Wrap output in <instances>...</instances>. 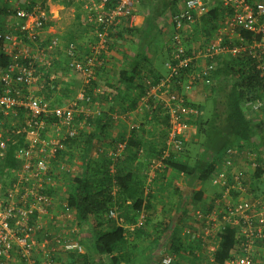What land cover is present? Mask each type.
Wrapping results in <instances>:
<instances>
[{
  "label": "built area",
  "instance_id": "2783aa9c",
  "mask_svg": "<svg viewBox=\"0 0 264 264\" xmlns=\"http://www.w3.org/2000/svg\"><path fill=\"white\" fill-rule=\"evenodd\" d=\"M69 7L74 21L92 31L93 40L81 54L74 41L64 42L49 34L53 24L51 3ZM139 0H2L7 12L0 17V168L5 154L14 152L15 169L0 175V264H54L62 251L82 253L81 227L74 210L59 189L57 178L70 176L76 164L68 154L66 141H73L91 117L97 74L106 67L104 48L119 27L134 28L135 7ZM221 15L210 42H204L191 55L186 34L208 9L203 0H184L182 7L170 14L169 60L166 75L156 85L164 94L157 97L167 118L166 146L179 152L185 141L187 121L198 114L189 93L216 83L215 71L227 61L247 60L264 86V0H220ZM49 34V35H48ZM48 35V36H47ZM56 53L63 56L64 67L79 79L74 99L61 107H50L36 93L43 89L47 68ZM93 87V88H92ZM144 104L147 106L146 101ZM242 111L254 124L264 123V88L242 102ZM22 144L20 145V142ZM71 146V144H70ZM124 144L119 143L114 158ZM252 151V150H251ZM226 155H233L227 151ZM167 156V153H164ZM250 166L258 167L255 159ZM6 173V172H5ZM59 175V176H58ZM226 169L215 170L210 177L213 187L221 189L210 210L196 211V220L205 226L206 236L218 228L234 226L244 239L234 258L226 264H254L252 249L264 238V204L258 201L236 202L229 197L231 182H237ZM239 183V182H238ZM115 218V211H109ZM237 250V251H236ZM239 251V252H238ZM159 264H196L179 261L176 255L163 253Z\"/></svg>",
  "mask_w": 264,
  "mask_h": 264
},
{
  "label": "crops",
  "instance_id": "0c3cea01",
  "mask_svg": "<svg viewBox=\"0 0 264 264\" xmlns=\"http://www.w3.org/2000/svg\"><path fill=\"white\" fill-rule=\"evenodd\" d=\"M203 1L208 9V13L212 11H216L217 13L215 14L216 16H209L206 13V15L197 19L190 35H188L191 38L187 39L189 42L187 43L188 50L190 51L191 49L190 52L193 53L200 49L204 42L211 41L214 31L213 27L220 20L221 15L220 0ZM183 2L184 0H139L135 7L136 24L134 28L136 30L127 34L126 32L122 33L119 29L121 35L110 38L108 47L110 52L106 53L105 56L108 63L104 67V72H99L97 75L99 91L93 93V98L95 97V99L91 104L90 116L94 119L99 117L111 119L112 124L108 130L109 138L124 140L125 143L131 146L129 151H137V156L134 159L131 157L130 160L126 162L121 161L117 165L134 171L140 178H143L144 197L149 201L148 208L140 213V218L145 219L146 217V222L138 221L139 224L144 225L143 235L136 238L133 233L129 236L122 248L114 253L115 264H159L160 255L166 253L164 249H168L172 242L176 241V239L173 240L170 233L175 229H177L175 236L179 237V241L176 244L178 250L175 254L178 255L176 257L179 261L207 264L204 263L206 261L208 264H213V254L217 248L216 240L207 241L208 245H204L200 242L207 240L210 236H206L199 228L197 229V236L202 239L201 241L196 239V234L194 235V233L191 238L183 237V232L181 231L191 224L196 231V227L193 224L196 222L195 212L210 208L211 202L219 196L221 189L213 187L210 179L206 183H200L195 177L189 178L186 175L176 174L154 157L156 151L163 149L161 144L163 138L161 136L166 131L165 122H163L162 118V105L157 98L159 96L163 97L160 94L164 93L158 91L156 85H154L155 80L161 79V77L166 75L165 67L160 68L158 65V58L161 57L163 64L169 55L167 45L171 35L170 14L179 10ZM58 6L60 5H54L56 9L61 7ZM64 9L68 13V16L62 19L65 22H70V25L74 24L76 21H74L69 7H65ZM62 19L57 21L54 19L53 24L47 29L48 33L50 35H61L63 39H65L64 36L70 37V35H73L75 38V34L63 30ZM87 31L89 42L87 43V47L84 48L83 54L87 52L89 43L93 40L92 31L89 28H87ZM80 32H85L86 34V29L85 31L80 29ZM82 34L84 33H81L80 36L78 35L79 38L85 37ZM139 51L143 52L142 56L149 58V63H145V61L142 63L139 68L141 71L137 74L134 83L140 84L145 89L147 87L148 90L146 89L147 95L140 97L135 105L133 100L136 95L134 89L131 88L135 84L130 86L119 82L118 74L122 68H127L131 64L132 59L135 58V54ZM55 58L53 57L49 61L50 66L47 68L49 76H53V79L50 80L51 87L59 81L60 63ZM61 64L63 65V62ZM64 65L62 66L63 73L68 72ZM108 84H112L117 89L114 96L108 95V91L104 90ZM202 89L203 87H199L189 93L190 101L193 104L200 105L201 100L205 99L201 95ZM136 94H138V91H136ZM145 101L150 109H152V105L154 106L157 116H153V113L150 114L144 104ZM57 104L60 105L61 103ZM83 130L84 134H90L93 131L92 128L89 129L87 126ZM193 131L192 126L187 127L185 142L191 140ZM93 133L98 135V137L92 141L89 154L90 159L93 158L92 156H95V152L99 151L98 154H102L110 147H108L109 143L105 141L104 136L101 135L99 130L96 129ZM225 155L224 152L223 156ZM191 159L190 163L192 164L193 155ZM220 162H216L215 170L223 169V165ZM250 180L253 183H250L248 186L246 184L242 186L239 183L231 182L229 197L239 203L257 199L264 203V184L261 183L259 185L254 179ZM198 193H201L200 200L196 199V194ZM181 215L183 217L180 223H174L173 221L176 220V217ZM167 223L171 226V223H174L178 227L173 230L170 229V226L165 231L166 234L163 233L162 237L157 240V235L165 228ZM128 229L132 231L133 226L128 227ZM157 231L158 233H156ZM82 233V253L73 254L61 251L56 256L54 264H113L108 258L99 257L93 252L92 234L88 232L86 226H83ZM170 237H172V240ZM183 249H186L185 253H182ZM206 254L210 255L207 260L204 259ZM181 255L184 256L182 257L183 259L179 258ZM35 256L38 264H44V260L40 254L35 253ZM259 259L255 264H260L262 257Z\"/></svg>",
  "mask_w": 264,
  "mask_h": 264
},
{
  "label": "trees",
  "instance_id": "16d2710c",
  "mask_svg": "<svg viewBox=\"0 0 264 264\" xmlns=\"http://www.w3.org/2000/svg\"><path fill=\"white\" fill-rule=\"evenodd\" d=\"M5 12H7V9L3 8L0 4V17ZM216 13V11H212L207 13V15L216 16ZM77 20L79 21L78 15H76V21ZM78 24L84 29L86 28L81 23H77V25ZM215 28L216 25L213 29ZM119 29L122 33L126 32L127 34L136 30L135 28L128 29L126 27H119ZM119 29L116 30L115 33L111 34L112 38L114 36L121 35V31L119 32ZM186 35L185 42L186 47L188 48L187 43L189 42L187 39H190L191 37L189 38L188 36L190 35L189 32ZM64 38H66L68 42L69 40L73 41L74 37L73 35H70V37L67 36ZM1 42L2 41L0 40V47L2 44ZM169 45L170 42L168 41V51ZM108 47L109 45L103 49L107 54L110 52ZM190 51L189 53L193 55V52ZM142 53V51H139L135 54V58L132 59L131 64L127 66V68H122L118 74L119 82L130 86L135 84L131 87L134 89L136 95L133 100L135 105L139 101L140 97H145L147 95L146 92L148 90L147 87L146 90L140 84L134 83L137 74L141 71L139 68L142 63L144 61L145 63H149V58L142 56ZM169 58L170 57L168 55L165 63L169 60ZM6 61L7 60L5 58L0 56V64H4ZM165 63H163V66ZM249 63L250 62L247 60L227 61L224 65H222L223 67H219L215 71L214 76L216 79L219 80L221 78V80H223L228 78L230 84H228L226 88L220 86L217 88V91L222 95L218 94L212 98L214 106L212 112H210V118L202 119L201 115L204 112V107L202 105L194 104V106L198 109V114L196 117L187 121L188 127H193V135L190 141L183 142V147L179 152H172L168 150L166 146L165 141L168 131V117L162 112V118L163 122H165L166 131L164 135L161 136V138H163L161 140L163 149H159L156 151V154H154L157 161L161 162L166 168H169L176 174L186 175L189 178L195 177L200 183H206L215 171L216 162L224 157V152L226 153L227 151H231L233 153H239L245 146L252 145L253 139L257 138L258 145H253L256 146L257 152L259 153L258 157L255 158V161L259 165L258 167L249 166L247 168V172L250 173L254 179H257V181L260 182V178H263L261 176L264 173V123L254 124L251 120L247 119L242 111L241 105L244 100L253 97L258 88H264V86L262 85L263 80L259 78L255 69L251 67ZM104 70L105 68H103L100 72L103 73ZM159 80L160 78L155 80L154 85H157ZM50 82L51 81L46 78L45 83L48 85L49 92H51V90L56 86L54 84L51 87L52 84H50ZM221 83L222 85L225 84V82ZM92 86L94 88H99L98 81L93 83ZM104 90L106 92L108 91L107 94L112 96H114L117 92V89L112 84H108ZM136 91H138V94H136ZM88 93L93 95L94 91L92 89H88ZM94 99L95 97L93 100ZM147 109L150 114L153 113V116H157L156 109L153 105L152 109H150L149 106ZM111 124L112 121L109 118L105 119L99 117L94 119L92 117H88L86 119L85 126L89 129L92 128L93 131L90 134H84V130H81L75 140L66 141V144L69 145L68 148H70L68 150V154L71 157L73 156V153L75 154L74 147H79L78 142L82 140V143L84 144L82 150L83 155L81 160H79L78 169L76 168V175L70 181L71 187L68 191L66 199L69 206L75 212L77 225L81 227V233L79 234L80 243H82L83 240V226H86L88 228V232L92 234L93 252L99 257L108 258L113 264H115L116 259L114 253L122 248L129 236L133 233L136 238L143 235L144 225L139 224L138 221L140 220V222H146V217L145 219H141L140 213L148 208L149 201L144 197L143 178H140L134 171L117 165L121 161L126 162L130 160L131 157L134 159L137 156V151H129L131 146L125 143L124 140L109 138L110 135L108 134V130L111 127ZM96 129L104 136L105 141L112 146V150L110 154H105V152L100 155L101 157L105 155L104 158L101 159L99 157V159L92 160L90 159L89 154L92 147V141L98 137V135L93 133ZM111 141L113 142L112 144ZM119 143L124 144V149L119 156L114 158L113 156ZM21 144L22 141L20 142V145ZM16 148V145L10 146L6 152L3 162L4 170L0 168V175L4 174L3 176L6 177V175L10 174V172L15 169L16 165L14 152ZM251 148L253 151V148L255 147ZM165 152L167 153V156H164ZM191 152H194L192 164L190 163L192 160L190 157ZM261 183L264 184V180H262ZM196 195V199L200 200L201 193ZM255 201L264 204L259 199ZM110 210L115 211V218L109 217ZM206 210L209 211L210 208H207ZM182 217L183 215L177 216L176 220L173 222H178L179 224ZM174 223H171L172 226L167 223L165 228L159 232L156 239L158 240L161 238L163 233H165L170 226V229L173 230L178 227ZM193 224L196 227V231L191 224L181 231L183 232L182 236L191 238L194 233V235L196 234V239L201 241L202 239L197 236V229L199 228L203 232L205 226L200 224L197 220ZM130 226H133L132 231H129L128 229ZM176 230L177 229L170 232L173 240L176 239V241H171L172 244L170 247L168 249H164L166 253L171 255H176L175 252L178 250V246L176 244L179 241V237L175 236L177 233ZM156 233H158V231ZM172 237H170L171 240ZM210 240H216L215 242L217 243V248L213 254V264H226L229 262L234 258L235 249L237 247L242 249L241 243L244 241L242 236L240 237L237 234L236 228L230 225L218 228L216 235H211L207 238V240L200 243L205 244ZM255 243L256 247L255 249H252V260L254 264L264 255V238L257 239ZM185 250L186 249H183L182 253H185ZM182 257L184 256H179V258L183 259Z\"/></svg>",
  "mask_w": 264,
  "mask_h": 264
},
{
  "label": "rangeland",
  "instance_id": "374dc122",
  "mask_svg": "<svg viewBox=\"0 0 264 264\" xmlns=\"http://www.w3.org/2000/svg\"><path fill=\"white\" fill-rule=\"evenodd\" d=\"M15 1V0H12ZM60 5L58 7H60L59 9H56V7H54V5ZM51 13L53 16V19L60 20L63 17H67L68 13L66 12V10L63 8L62 3L57 2V3H51ZM63 21L62 24V28L65 31H69V33H73L75 34L74 36H76L75 38H73L74 43L78 46V49L80 51L81 54H83V50L84 48L87 47V43L88 41V31L86 29V34L85 32H80V29L82 31H85L84 28L79 27V25H77V23H74L72 25H70V22H65L63 19L61 20ZM70 21V20H69ZM81 33H84L82 35H84L85 37L83 38H79V36L81 35ZM79 35V36H78ZM67 37V36H64ZM62 38V36L60 37ZM62 40L66 43L67 39H63ZM86 45V46H85ZM55 57L58 59L59 63H60V71H59V81H57L55 83V88L51 90V92L48 91V85L46 83H44L43 89L38 91L36 88V93L37 95L44 101H46L50 107H61L64 105H67L68 103H70L78 89H79V79L77 76H75L73 73L70 72H62V66L64 65V60H63V56L60 55V53H56ZM55 58V59H56ZM158 65L160 68L163 67L162 64V59L161 57L158 58ZM63 62V65L61 64ZM225 78V77H224ZM221 82H225L224 85H222ZM230 84V81L228 80V78L221 80V78L219 80H216V83H214L213 86H209V87H203V89L201 90V95L202 97H204L205 99L201 100V102L199 103L200 105H202L204 107V112L202 113L201 117L202 119H208L210 118V112H212L213 106L214 104L212 103V98L215 97L216 95H222L217 91V88L223 87L226 88V86ZM50 102H54V103H50ZM57 103H61L60 105H58ZM252 143L254 145H258V140L257 138H254ZM248 145L245 146L239 153H233V155H225L223 160H219L221 161L220 164L223 165V169H226L233 177H237V182L236 184L239 182L240 185L244 186L246 184V186H248L250 183H253L250 179H254L250 173L247 172V168L250 166V159H255L258 157L259 153L257 152V148L254 145ZM78 146L79 147H74L75 149V154L73 153L72 158H74V160L77 162V164L73 165L72 162H69L70 165H72V170H74L70 176H62L60 178V176L57 178V184L59 186V189H64L63 191V196L66 197V195L68 194V191L71 187L70 185V181L73 179V177L76 175V168L78 169V164H79V160H81V157L83 155V143L82 140L80 142H78ZM112 147L110 144L108 145V147ZM110 147L105 151V154H109L110 153ZM251 147H255L253 148V151ZM96 153V154H95ZM93 154H95V156H92V160L95 159H99V157L102 159L104 158L105 155H103L102 157L100 156L101 154H98V152H95ZM257 153V154H256ZM192 155L194 156V152L190 153V157H192ZM196 156V154H195ZM219 161H217V163H219ZM93 165V164H92ZM78 172V170H77ZM261 177H264V173L262 174ZM257 184L261 185V181L264 180L263 178H260V182L257 181V179H254ZM232 185V184H231ZM253 187V186H252ZM258 187V186H255ZM254 187V189H255ZM214 193V192H213ZM221 193V191H220ZM219 193V194H220ZM116 216V213H115ZM208 242H206L204 245H208ZM210 244V242H209ZM263 255V254H262ZM210 255L206 254V256H204V259H208ZM264 256V255H263ZM205 261V260H204ZM203 263V262H201ZM207 263L208 262H204ZM199 264V263H197ZM260 264H264V257H262V260L260 261Z\"/></svg>",
  "mask_w": 264,
  "mask_h": 264
}]
</instances>
